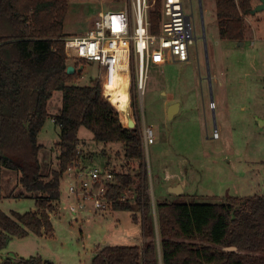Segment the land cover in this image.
I'll return each instance as SVG.
<instances>
[{"label": "rangeland", "instance_id": "rangeland-1", "mask_svg": "<svg viewBox=\"0 0 264 264\" xmlns=\"http://www.w3.org/2000/svg\"><path fill=\"white\" fill-rule=\"evenodd\" d=\"M127 1H70L65 34L84 35L100 10L121 11ZM200 1L205 40L200 29ZM184 4L187 14L194 16L197 33L190 59L151 65L144 93L137 95L140 122L152 127L155 136L145 155L151 201L147 216L157 240L158 201L185 195L199 203H225L229 197L264 196V125L258 120H264V11L246 17L245 40L237 43L220 38L215 0H184ZM81 65L84 68L75 84L86 86L97 81L98 64ZM131 93H137L135 80ZM173 103L179 104V111L169 118L168 108ZM61 107L62 92L56 91L48 110L53 116ZM134 108L129 118H137ZM122 120L125 122L124 116ZM59 140L60 128L49 117L39 134L44 145L40 151L44 174L57 168ZM79 140L82 155L89 161L94 159L93 165L104 166L109 161L116 171L137 172V164L126 166L122 144L98 143L85 127L80 129ZM17 176L16 171H3L0 209L7 214L36 210V200L42 196L25 192L18 186ZM180 185L182 193L177 195L174 188ZM66 188L64 180L62 199L50 213L53 236L30 234L22 242L15 239L22 245L12 242L3 257L40 256L56 264H91L97 250L108 244L144 246L143 210L136 212L137 222L132 212L112 208L105 213L86 210L76 216L69 210ZM132 189L135 192L134 186Z\"/></svg>", "mask_w": 264, "mask_h": 264}, {"label": "trees", "instance_id": "trees-1", "mask_svg": "<svg viewBox=\"0 0 264 264\" xmlns=\"http://www.w3.org/2000/svg\"><path fill=\"white\" fill-rule=\"evenodd\" d=\"M74 0H0V199L3 171H16L18 186L39 193L37 209L7 214L0 209V264H56L40 256L3 257L13 238L30 234L53 236L50 213L62 199L61 185L69 165L83 158L79 132L87 128L104 145L122 144L126 166L137 172L116 171L113 196L135 187L136 198L114 204L115 211L143 210L144 246L115 244L101 247L91 264H264V196L229 197L225 203H199L185 195L156 204V229L148 220L151 208L149 176L140 120L126 127L114 105L104 98L99 80L76 85L80 73H67L65 19ZM221 39L242 43L253 0H215ZM161 3L151 12L155 29ZM56 91L62 107L51 115L48 106ZM132 94V93H131ZM132 96H134L132 94ZM134 99V97H133ZM134 108V105H133ZM137 110L136 106L134 108ZM51 117L60 128L57 168L43 173L39 134ZM107 161V165H109ZM130 167V166H129ZM234 246L237 251H224Z\"/></svg>", "mask_w": 264, "mask_h": 264}, {"label": "built area", "instance_id": "built-area-1", "mask_svg": "<svg viewBox=\"0 0 264 264\" xmlns=\"http://www.w3.org/2000/svg\"><path fill=\"white\" fill-rule=\"evenodd\" d=\"M155 5L156 0H130L121 11L100 10L84 35L67 36L63 40L68 66L73 65L77 71L84 67L81 64H98L97 80L104 98L111 103V91L118 89L123 78L129 80V116L133 105L137 107V95L142 96L144 93L150 66L188 61L191 57L190 48L196 41L190 26L191 15L185 10L184 0L162 1L161 20L157 29L151 19ZM133 80L137 90L134 96L131 94ZM114 106L124 116L125 122L122 121L128 127L129 119L117 105ZM132 119L135 123L140 120L139 116ZM142 132L144 153L148 156L149 146L155 141L154 131L143 123ZM215 134L218 135V132ZM64 180H67L69 210L76 216L86 210L105 213L118 202L136 198L132 188L117 197L113 196V186L117 184L116 174L107 163L96 166L78 158L67 168Z\"/></svg>", "mask_w": 264, "mask_h": 264}, {"label": "water", "instance_id": "water-1", "mask_svg": "<svg viewBox=\"0 0 264 264\" xmlns=\"http://www.w3.org/2000/svg\"><path fill=\"white\" fill-rule=\"evenodd\" d=\"M259 1H260V3L251 11L252 15L264 11V0H259ZM200 6L202 8L201 1H200ZM83 68L84 67H80L77 70V72H81L83 70ZM75 72H76V69H75V67L73 65H69L67 67V73L68 74H74ZM208 76H209V78H211L210 72H209ZM178 111H179V104L178 103L171 104L169 106V108H168V116H169V118H173V116H175V114H177ZM258 120L261 122L262 125H264V120L263 119H258ZM135 126H136L135 121L132 118H129L128 127L129 128H134ZM174 191H175V193L177 195L181 194L182 193L181 186L175 187ZM108 245H110V244H108ZM223 250L224 251H237V248L234 247V246H231V247H224Z\"/></svg>", "mask_w": 264, "mask_h": 264}, {"label": "bare ground", "instance_id": "bare-ground-1", "mask_svg": "<svg viewBox=\"0 0 264 264\" xmlns=\"http://www.w3.org/2000/svg\"><path fill=\"white\" fill-rule=\"evenodd\" d=\"M111 93L112 95L110 99L112 103L114 105H117V107L122 111L126 118H129V114H127L128 102L130 100L129 80L127 78H123L118 86V89L112 90Z\"/></svg>", "mask_w": 264, "mask_h": 264}, {"label": "flooded vegetation", "instance_id": "flooded-vegetation-1", "mask_svg": "<svg viewBox=\"0 0 264 264\" xmlns=\"http://www.w3.org/2000/svg\"><path fill=\"white\" fill-rule=\"evenodd\" d=\"M200 9H201L200 29H201L202 38L204 39V38H206V35H205V23H204V19H203V12H202L201 6H200ZM190 26H191V31L194 32L195 39L197 40V37H196V34H197L196 33V25H195V22H194L193 14L190 16Z\"/></svg>", "mask_w": 264, "mask_h": 264}, {"label": "crops", "instance_id": "crops-1", "mask_svg": "<svg viewBox=\"0 0 264 264\" xmlns=\"http://www.w3.org/2000/svg\"><path fill=\"white\" fill-rule=\"evenodd\" d=\"M260 3V1L259 0H253V5L256 7L258 4ZM254 7V8H255ZM215 10H216V8H215ZM255 15V14H254ZM253 16V15H252ZM259 16H261V15H259ZM260 18V17H259ZM258 18V22L260 23L261 21H259L260 19ZM245 19H246V17H245ZM257 22V23H258ZM246 28H247V26H246ZM254 30H256V28H254ZM245 34H246V32H245ZM181 187H182V185H180ZM172 189V188H171ZM15 239H17V240H21V242L23 241L22 239H18V238H13V240L11 241V243L12 242H15V244H20V245H22V243H20L19 241H14ZM25 242H26V240H24ZM11 243H10V245L9 246H11ZM52 261V260H51ZM55 263V262H54Z\"/></svg>", "mask_w": 264, "mask_h": 264}]
</instances>
